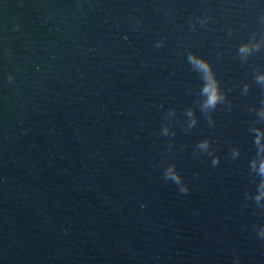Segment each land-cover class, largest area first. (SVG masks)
Wrapping results in <instances>:
<instances>
[{
	"label": "water",
	"instance_id": "1",
	"mask_svg": "<svg viewBox=\"0 0 264 264\" xmlns=\"http://www.w3.org/2000/svg\"><path fill=\"white\" fill-rule=\"evenodd\" d=\"M260 77L264 0H0V264H264Z\"/></svg>",
	"mask_w": 264,
	"mask_h": 264
},
{
	"label": "clouds",
	"instance_id": "2",
	"mask_svg": "<svg viewBox=\"0 0 264 264\" xmlns=\"http://www.w3.org/2000/svg\"><path fill=\"white\" fill-rule=\"evenodd\" d=\"M160 46H162V42L157 43V47H160ZM247 51H248V49L246 47L241 48V52H247ZM189 61H190V63L193 64V66L200 73H202V79L204 81V85L201 89V94L206 97V99L204 100V102L202 104V109L204 111H207L208 109L215 108L218 103H220L224 100V96L219 91L217 81H216V79L212 73L210 65L207 62H205L204 60L198 59L194 56H190ZM8 79H9V81H12L14 79V77L9 75ZM259 79L264 80V77H260ZM188 115L191 116L192 112L189 111ZM194 123H195V121H193V124ZM262 136H264V132H260L259 130H257L255 144L257 146H259L258 154H264V144H261V137ZM198 147L201 149L207 150L209 147V142L207 140H205V141L199 143ZM232 155H233V158H235L236 156L239 155V151L238 150L234 151ZM219 162H220L219 156H216L212 160V164L214 166L218 165ZM252 167H253V169L256 168V161L255 160H253V162H252ZM258 174H259V176L264 177V159L260 160L259 168H258ZM164 178L166 180L172 181L175 185H177L180 193L186 194L189 191L187 184H185L183 182V180H184L183 177L181 176V174L178 171H176L175 165H171L165 170ZM259 188H260V193H259V195H256L254 197V200H255L256 206L258 208H260L261 210H264V207H262L259 203L261 201V199L264 198V180L261 181ZM256 227L257 226H254V228H256ZM258 235L260 238L264 239V226L258 227ZM236 264H239V258H237Z\"/></svg>",
	"mask_w": 264,
	"mask_h": 264
}]
</instances>
